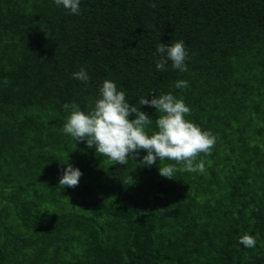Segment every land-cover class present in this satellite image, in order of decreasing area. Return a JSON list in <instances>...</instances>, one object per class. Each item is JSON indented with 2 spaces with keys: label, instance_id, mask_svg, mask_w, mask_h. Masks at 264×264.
Returning <instances> with one entry per match:
<instances>
[{
  "label": "trees",
  "instance_id": "1",
  "mask_svg": "<svg viewBox=\"0 0 264 264\" xmlns=\"http://www.w3.org/2000/svg\"><path fill=\"white\" fill-rule=\"evenodd\" d=\"M80 9L0 0V264H264V0ZM175 40L188 70H157V43ZM81 68L88 82L73 78ZM105 79L137 107L143 96L182 97L186 119L217 137L197 158L205 170L168 179L159 163L174 162L140 166L143 150L112 165L65 134L63 105L87 113ZM140 109L156 130L155 109ZM67 163L82 176L62 189ZM246 233L254 248L239 243Z\"/></svg>",
  "mask_w": 264,
  "mask_h": 264
},
{
  "label": "clouds",
  "instance_id": "2",
  "mask_svg": "<svg viewBox=\"0 0 264 264\" xmlns=\"http://www.w3.org/2000/svg\"><path fill=\"white\" fill-rule=\"evenodd\" d=\"M59 7L63 6L70 14L79 15L80 0H54ZM151 7H157L151 3ZM156 52L157 70H166L171 61V67L180 72H186L189 53L183 40L173 43L158 42ZM73 78L88 82L90 76L81 68L73 73ZM175 88L188 87L185 80H177ZM139 107L129 103L125 92L118 89L112 80L105 79L99 88V98L94 106L86 113L75 103L64 104L63 108L71 111L63 124L65 134L71 136L74 142H85L88 148L95 147L98 156L106 157L113 164L126 165L128 159L135 158L141 150L146 155L138 160L140 166H152L165 160L174 163H159V174L165 178L173 179L177 171L203 172V160H197L200 154L210 155L217 137L209 130H202L198 124L186 119L191 109L184 99L177 98L172 92L156 95L151 99L146 96L138 99ZM140 105L153 107L158 116L155 119L156 130H150L152 117L140 109ZM134 118H130L133 117ZM183 165L177 168V165ZM82 172L79 168L67 163L62 170L59 186L76 187ZM239 243L246 248L256 246V237L244 234Z\"/></svg>",
  "mask_w": 264,
  "mask_h": 264
}]
</instances>
